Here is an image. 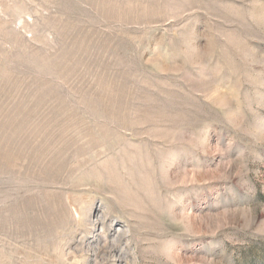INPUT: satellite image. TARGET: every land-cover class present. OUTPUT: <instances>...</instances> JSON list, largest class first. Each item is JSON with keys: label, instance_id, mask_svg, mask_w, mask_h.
Segmentation results:
<instances>
[{"label": "rangeland", "instance_id": "rangeland-1", "mask_svg": "<svg viewBox=\"0 0 264 264\" xmlns=\"http://www.w3.org/2000/svg\"><path fill=\"white\" fill-rule=\"evenodd\" d=\"M0 264H264V0H0Z\"/></svg>", "mask_w": 264, "mask_h": 264}]
</instances>
